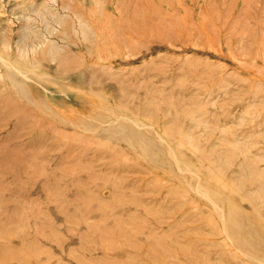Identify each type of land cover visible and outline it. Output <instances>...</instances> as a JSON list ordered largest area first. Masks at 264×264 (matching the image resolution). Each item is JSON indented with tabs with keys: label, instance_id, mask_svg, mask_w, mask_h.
<instances>
[{
	"label": "rangeland",
	"instance_id": "obj_1",
	"mask_svg": "<svg viewBox=\"0 0 264 264\" xmlns=\"http://www.w3.org/2000/svg\"><path fill=\"white\" fill-rule=\"evenodd\" d=\"M0 57V264H264V0H0Z\"/></svg>",
	"mask_w": 264,
	"mask_h": 264
},
{
	"label": "bare ground",
	"instance_id": "obj_2",
	"mask_svg": "<svg viewBox=\"0 0 264 264\" xmlns=\"http://www.w3.org/2000/svg\"><path fill=\"white\" fill-rule=\"evenodd\" d=\"M54 18V17H53ZM74 19V18H73ZM37 48V47H36ZM124 48V47H123ZM30 54V53H29ZM9 56V55H8ZM2 60H3V58L2 57H0ZM12 60V59H11ZM100 60V59H99ZM101 61V60H100ZM107 62V61H106ZM8 63V62H7ZM3 67V66H2ZM2 67H0L1 69H3ZM11 68V67H10ZM5 69V68H4ZM12 70V69H11ZM5 71V70H4ZM10 71V70H9ZM67 91V90H66ZM116 110V109H115ZM64 112V111H63ZM116 121V120H115ZM67 124V123H66ZM143 128V127H142ZM152 130V129H151ZM150 134V133H149ZM153 134V133H152ZM151 135V134H150ZM171 155V154H170ZM175 158V157H174ZM177 164V163H176ZM178 170V169H177ZM188 176V175H187ZM198 181V180H197ZM184 182V181H183ZM184 185V184H183ZM186 186V185H185ZM205 195V194H204ZM225 208V207H224ZM217 210H219V209H217ZM220 213V212H219Z\"/></svg>",
	"mask_w": 264,
	"mask_h": 264
}]
</instances>
